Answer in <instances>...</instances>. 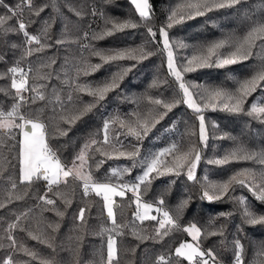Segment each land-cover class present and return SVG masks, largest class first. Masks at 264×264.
I'll use <instances>...</instances> for the list:
<instances>
[{
	"label": "trees",
	"instance_id": "1",
	"mask_svg": "<svg viewBox=\"0 0 264 264\" xmlns=\"http://www.w3.org/2000/svg\"><path fill=\"white\" fill-rule=\"evenodd\" d=\"M19 0H5L9 5H16ZM181 0H149L152 13L151 19L145 24L134 10L130 0H33L35 7L47 5L39 16L34 15L27 8L24 9L22 19L28 23L31 34H40L44 22L51 25L47 37L43 42L51 47L34 53L21 60V67L28 71L29 85H44L46 100H37L21 107V111L28 117L37 115L49 125V142L57 151L62 162L71 165L73 157L82 144L92 138L102 140L100 132L103 122L119 117L125 121L121 127L119 122L111 125L113 132L120 133V142L125 151L135 150L139 145V157H147L150 153L176 142L182 150L193 144L201 151L202 159L198 165L197 181H188L186 175H164L152 181L150 188L143 192V200L156 203L163 197V207L169 210L176 218L179 228L171 229L167 236L157 238L154 228L155 221H134L132 212L135 205L126 198H116L120 207L115 208L118 224L125 227L123 235H117V259L119 264H155L161 254L166 257L174 255V249L182 241H187V234L183 227L195 223L204 235L200 238L203 249H212L223 264H233L234 239L239 238L244 245L245 264H264V225H248L243 222L241 207L237 204L238 198H245L247 204L258 214H264V202L256 199L247 187L234 185L223 199L209 202L202 196V185L227 180L235 172L250 168L257 172L256 181H260L259 173L264 171V165L256 160L231 159L223 165L209 164L210 159L223 157L235 149L243 148L247 151L264 150V123L248 116L247 110L251 101L259 97L264 98V90L258 89L245 103V112L231 113L219 108L204 110L206 118L208 140L206 146L200 145L198 135V121L196 114L183 103L175 105L171 111L152 103L154 99L172 102L181 99L178 85L174 77L167 71L165 54L159 45V28L166 24L170 9ZM73 9V10H70ZM96 15H92V11ZM5 10L0 8V14ZM79 12L78 16L76 13ZM102 13V15H101ZM18 19L9 21L13 26L18 25ZM132 20L137 24L135 28H126L116 31L111 36L102 39H93L111 24L107 21L124 22ZM264 21V0H241V3L232 7L214 8L202 16L186 18L183 22L167 29L169 39L174 45V52L178 65H182L187 57L198 54L202 48L220 40L229 43L243 39L248 31L255 26L254 22ZM147 27H152L157 36L153 40ZM84 33L88 37L84 38ZM57 40L63 41L56 43ZM179 42L187 45L178 46ZM12 44L19 47L13 48ZM83 45H88L85 50ZM25 42L22 34L0 33V74L20 60L25 51ZM33 48L37 47L35 44ZM153 54L142 60L123 59L103 63L99 57L92 56L91 50L98 49L108 52L113 49H139ZM231 49L226 44L220 49L226 54ZM264 57V38H258L253 48V56L248 60L227 67H201L195 71L184 73V80L193 85L207 88L221 87L234 91L237 81L250 78L259 68ZM88 64H102L96 71H89L84 75L76 74L77 67L83 68L84 61ZM55 61V63H52ZM132 70L119 81V86L109 91L103 100H99L86 91H80L76 84L102 86L110 81L114 74L120 73L130 66ZM43 77V79H42ZM156 81L157 85L153 86ZM11 77L0 78V109L10 110L13 104L14 90L10 88ZM68 82H72L71 84ZM55 93L59 95V103ZM194 92L197 88L192 89ZM202 90V89H201ZM31 97L33 93H25ZM71 102L67 101L68 96ZM198 102H200L198 100ZM93 105L74 123L68 124L60 119L61 116L71 118L77 115L86 105ZM55 113V116H54ZM137 117L148 120L150 125L155 117L159 122L150 126L147 136L138 140L127 131V124L135 126ZM57 127L67 130V135H60ZM195 133L194 135L191 133ZM15 141L0 134V260L11 256L15 264H40L41 259H48L53 264H100L101 254L106 256V241L108 233L101 234L102 227L111 228V221L106 218L103 202L100 197L91 193L83 196L81 182L69 178L67 185L54 186L53 191H47L45 182L38 181L32 184H20L18 178L17 150L12 147ZM8 146L5 147L4 145ZM91 171L94 178L103 181L113 168H131L133 161L127 158H107L98 152L89 153ZM168 160L171 157L167 158ZM104 160L99 169L96 162ZM87 170V169H86ZM142 169L136 167L132 175H126L125 180H131L140 174ZM207 178V179H205ZM174 181V183H173ZM15 182L17 187L11 188ZM251 183V181H248ZM56 201V208L64 211V217H58L55 211L45 210L52 206L45 205L39 200L44 195ZM60 195H56V193ZM131 197V194H128ZM65 199L71 201L66 206ZM188 204L180 208L183 200ZM80 207H87L85 213L86 224L80 225L75 220ZM26 213L19 221V228L13 231L18 244H23L37 254V258L24 254L9 247L5 229L8 223L15 220L16 215ZM222 213H228L225 217ZM152 214H155L152 213ZM48 223L60 225L55 233L47 227ZM223 226V235H210L212 231ZM242 229V230H239ZM32 232L37 236L54 237L55 251L38 240L29 236ZM115 235V234H114ZM78 237V239H77ZM151 237V238H148ZM184 264H187L185 261ZM212 264V261H209Z\"/></svg>",
	"mask_w": 264,
	"mask_h": 264
},
{
	"label": "snow or ice",
	"instance_id": "2",
	"mask_svg": "<svg viewBox=\"0 0 264 264\" xmlns=\"http://www.w3.org/2000/svg\"><path fill=\"white\" fill-rule=\"evenodd\" d=\"M131 3L135 7L137 15L141 21L145 24L151 19V5L149 0H131ZM241 3V0H181L175 8L170 9L169 15L166 19V24L159 28V35L162 37V51L166 53V66L168 74L174 77L175 82L178 85V90L181 99H174L172 102L162 101L161 99H154L152 103L158 106H162L164 111L162 116L167 114V111L179 104L183 103L190 110L196 114L199 128V143L206 146L208 135L206 118L204 110L211 108L213 110L219 108L223 111L231 113L245 112V103L248 98L251 97L258 89L264 90V57H262V63L259 68L254 72L250 78L237 81V87L234 91H230L221 87L207 88L199 85H193L191 82L184 80V73L195 71L201 67H227L237 63L244 62L253 56V48L256 45L258 38H264V21L254 22L255 26L243 37V39L236 40L229 43L225 40L211 43L202 48L198 54H193L185 59L182 65H178L176 61V55L174 52V45L169 39L167 29L173 27L174 24L183 22L186 18H195L196 16H202L207 11H212L214 8L232 7ZM47 5L41 7H35L33 0H19L16 5H9L5 3V0H0V8L5 11L0 14V33L5 36L12 33L22 34L25 42V51L23 52L20 60H17L13 66L7 68L5 73L0 74V78L11 77L10 88L14 90L13 104L10 110L0 109V134L7 137V139L15 141L12 145L17 150L18 160V178L20 184H32L38 181L45 182L47 191H53L54 186L59 187L61 184L67 185L69 178L72 180L81 182L83 189V196L86 198L91 193L100 197L103 202V208L106 210V218L111 221V228L102 227L101 234L108 233L106 241V256L101 254L100 264H119L117 259V235H123V229L129 225L118 224L116 218L115 208L120 207L117 204L116 198L121 200L128 199L130 204L135 205V210L132 212L134 221L138 220L141 224L144 221H155L156 226L154 228L155 236L162 238L169 234L171 229L181 227L173 214L166 210L163 205L165 201L163 197H160L158 201L154 203L146 202L143 200V192L150 188L152 181L164 175H175L179 177L181 174L186 175L188 181H197L198 165L202 159L201 151L198 150L197 145L193 144L182 150L176 143L172 142L168 146H165L154 153H150L147 157L137 159L139 157V145L135 150L125 151L124 146L120 142V133L113 132L111 125L119 122L121 127L125 126V121L119 117L111 120H105L102 128L96 135H102V140L96 138L85 141L80 147L79 151L73 157L71 165H67L62 162L61 158L57 154V151L51 147L49 142L48 129L49 125L46 124L39 115L35 117L26 116L20 109L24 104L35 103L37 100L45 101V92L42 90L44 85H29V75L23 67H21L20 61L27 56H31L34 53L41 52L45 48L51 47L44 39L47 37L48 29L51 26L46 20L44 26L41 29L40 34L29 33L28 23L22 19L23 11L27 8L34 15L39 16L44 11ZM73 10V9H70ZM78 16L79 12L76 13ZM96 11H92V15H96ZM102 15V13H101ZM18 19V25L13 26L9 24V21ZM111 24L110 28L99 35H93V39H102L105 36H111L116 31H123L126 28H135L137 24L132 20L124 22L107 21ZM149 36L155 40L157 32L152 27H147ZM88 33H84V38L88 37ZM63 41L57 40L56 43H62ZM35 44L37 47L33 48ZM226 44L231 49L226 54L221 53L219 50L225 48ZM179 47L184 48L183 42H179ZM13 48L19 47L16 44H12ZM85 50H88V45H83ZM92 56L99 57L103 63L112 61H118L123 59L142 60L152 55L151 51H145L143 47L139 49H113L108 52L98 49H92ZM2 59V57H0ZM55 63V61H52ZM84 67H77L76 74L79 76L81 72L84 75L89 74V71H96L101 68L102 64H88L85 60ZM134 65L123 69L120 73L114 74L110 81H106L102 86L92 87L91 85L76 84V88L80 91H86L89 95L96 97L99 100H103L106 94L119 86V81L123 79L127 72L132 70ZM43 79V77H42ZM72 83V82H68ZM157 82H153V86H156ZM193 88H197V91H193ZM202 89V90H201ZM0 92H5V89L0 88ZM31 92L33 95L28 97L25 93ZM56 100L60 101L59 95L53 90ZM72 97L69 95L67 101L70 103ZM198 100L200 102H198ZM93 105H86L77 115L68 118L61 116L60 119L65 123L71 124L81 116L91 111ZM248 116L254 119L260 120L264 123V98L261 100L253 101L246 113ZM55 116V113H54ZM159 121L153 117L151 125L148 120L137 117L135 126L132 123L127 124V131L130 135L135 136L138 140L141 136H147L150 126H154ZM57 131L60 135H67V130L57 127ZM191 134H195L194 132ZM5 147L8 145L5 144ZM98 152L101 156L111 158H127L133 161L132 167L127 166L123 168H113L110 170V174H107L103 181H99L94 178L91 171L90 160L92 157L90 152ZM171 157L170 160L167 158ZM231 159L239 160H256L260 164L264 165V150L261 151H247L243 148H238L230 153L225 154L223 157L210 159L209 164L223 165L229 162ZM104 163V160L96 162V168L99 169ZM140 167L142 171L140 174L134 176L131 180H125L126 175L131 176L134 168ZM87 169V170H86ZM257 172L253 169L245 168L235 172L227 180L216 183H208L202 185V196L209 202L223 199L228 195L229 191L236 184L247 187L249 191L253 193L256 199L264 202V171L259 173L260 181H256ZM207 179V178H205ZM251 181V183H248ZM174 183V181H173ZM17 184L11 183V188L15 189ZM131 193V197L128 194ZM56 195H60L58 192ZM39 200L45 205L52 206L45 210L55 211L56 216L64 217L65 212L56 208V201L47 196V192L44 195L39 196ZM66 206L71 205V201L65 199ZM188 204V200L185 199L181 202L180 208ZM237 204L241 207V215L243 222L248 225H264V214H258L248 204L245 198H238ZM5 205L0 204V208ZM88 211L87 207H80L78 213L75 216V220L80 222V225L87 223L85 219V213ZM157 213L152 214V213ZM26 213L16 215L15 220L8 223L5 232L6 239L10 242L9 247L13 250H19L24 254L31 256L33 259L37 258V254L31 249L27 248L23 244H18L13 231L19 228L21 231L25 229L20 226L19 221ZM227 217L228 213H222ZM47 227L52 230L53 233L58 231L60 225L58 223H48ZM183 232L191 237L192 242L182 241L174 249V255L165 256L159 255L155 261V264H223L219 260L212 249H203L200 246V238L204 235L202 229L195 223H191L183 227ZM242 230V229H239ZM32 239L38 240L41 244L47 245L53 251H55L54 237L49 239L46 236H37L32 232L28 233ZM115 234V235H114ZM210 235H223V226L220 229L212 231ZM151 238V237H148ZM78 239V237H77ZM233 245V264H245L244 261V245L239 238H236L232 242ZM0 247H3L0 244ZM0 264H15L11 256L0 260ZM40 264H53L51 260L41 259Z\"/></svg>",
	"mask_w": 264,
	"mask_h": 264
},
{
	"label": "rangeland",
	"instance_id": "3",
	"mask_svg": "<svg viewBox=\"0 0 264 264\" xmlns=\"http://www.w3.org/2000/svg\"><path fill=\"white\" fill-rule=\"evenodd\" d=\"M130 2H131V0H130ZM132 6H133V8H134V10H135V7H134V5L132 4ZM161 41H162V37H160L159 36V45L161 46V48H163V45H162V43H161ZM165 54V62H166V53H164ZM167 67V66H166ZM257 100H260L259 99V97H256V98H254L252 101H251V103L253 102V101H257ZM251 103H250V105H251ZM250 105H249V107H250ZM189 109V108H188ZM192 111V110H191ZM198 121V120H197ZM198 135H199V128H198ZM131 194V193H130ZM132 195V194H131ZM106 212V211H105ZM156 215H159V214H157V213H155ZM187 237H188V242H192L191 241V237L190 236H188L187 235Z\"/></svg>",
	"mask_w": 264,
	"mask_h": 264
},
{
	"label": "built area",
	"instance_id": "4",
	"mask_svg": "<svg viewBox=\"0 0 264 264\" xmlns=\"http://www.w3.org/2000/svg\"><path fill=\"white\" fill-rule=\"evenodd\" d=\"M82 191H83V189H82Z\"/></svg>",
	"mask_w": 264,
	"mask_h": 264
},
{
	"label": "crops",
	"instance_id": "5",
	"mask_svg": "<svg viewBox=\"0 0 264 264\" xmlns=\"http://www.w3.org/2000/svg\"><path fill=\"white\" fill-rule=\"evenodd\" d=\"M106 211V210H105Z\"/></svg>",
	"mask_w": 264,
	"mask_h": 264
}]
</instances>
